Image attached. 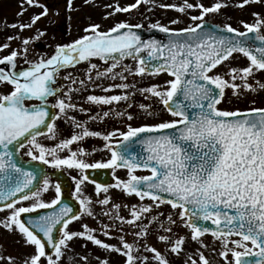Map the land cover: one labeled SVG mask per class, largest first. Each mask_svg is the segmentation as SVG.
Instances as JSON below:
<instances>
[{"label":"snow or ice","instance_id":"snow-or-ice-1","mask_svg":"<svg viewBox=\"0 0 264 264\" xmlns=\"http://www.w3.org/2000/svg\"><path fill=\"white\" fill-rule=\"evenodd\" d=\"M28 6L43 10L31 17V22L14 23L12 28L20 31L31 29L49 14L50 9L39 0H25ZM93 0H84L92 4ZM155 0H135L127 6L118 3L105 5L111 9L105 13V20L117 13H130L142 4ZM261 0H241L236 5L243 8L250 3ZM226 0H214L206 6L202 0H183L182 4H159L161 8H171L190 19L192 23L184 27H174L184 23L180 17L171 19L168 24L159 20L149 24L150 30H158L167 36V42L154 38L143 39L139 30L142 23L132 24L117 21L106 31L100 24L92 23L84 28V35L70 43L59 44L53 54L41 55L37 60H29V45L45 35L37 29L35 37L21 38L9 36V42L21 40L22 52L12 49L0 56V85L10 86V91L0 92V212L7 214L0 219V228L18 235L17 243L31 251L18 260L17 257L5 255L0 245V264H61L65 250H72L70 242L74 238H83L105 250L123 256L124 264H171L170 260L156 247L145 243L154 222L160 221L161 228L168 233L160 234L158 239L165 244L170 253L179 256L184 252L187 237L178 235L171 227L177 221L171 213L167 216L168 227L160 219L164 214L152 215L153 209L161 205H170L178 210L181 224L188 228L191 239L199 242L201 248H207L202 237L210 233L220 244L219 257L224 264H264V107L224 108L226 90L240 97L246 92L264 90V82L255 79L257 72H264V15L253 12V23L241 21L244 31L224 22L220 25L210 24L205 17L219 13L227 7ZM22 16L25 8L21 4ZM68 10L73 9V0H67ZM199 10L198 15L192 14ZM151 11V9H148ZM59 14V13H57ZM230 19V18H229ZM230 34V35H229ZM10 49V43L0 44V52ZM146 53V55H145ZM235 54H242L248 60L243 67L228 66ZM23 55L24 64H19ZM104 62V69L93 63V59ZM132 59L135 66L123 63ZM82 62L88 67L85 75L88 81L101 79H119L118 84H110L102 89L108 93L114 89L125 90L115 95H94L86 97V102L95 105H119L121 101H130L136 84L129 83L128 76H156L166 73L169 79L164 84H152L139 88L145 95L158 98L172 119L158 120L140 126L127 124L126 130L116 128L112 131H92L86 122H78L69 111L79 108L80 112L88 109L73 102V92L79 88L59 86L58 79L77 83V77L68 71L61 77L62 70L75 68ZM226 66L221 73L218 67ZM117 69H119L117 71ZM94 73V76H93ZM255 80V84L250 83ZM237 81H240L237 83ZM81 85L84 80H79ZM100 87L99 84L95 85ZM54 103H49V98ZM38 101V103H29ZM253 104L256 102L253 100ZM132 107L131 103L127 104ZM148 116L158 113L150 105L140 104ZM58 109L50 113L49 109ZM112 109L90 116V120H103L109 117ZM116 116L135 119L131 112L117 111ZM61 117L71 121L79 132L63 138L56 121ZM57 141L49 147L41 143L39 137ZM85 137H99L105 141L104 148L110 152V158L89 163L80 157L87 155L84 148L72 150L71 146ZM31 157L51 165L54 169L67 167L80 170L82 175L72 177L75 183L73 195L79 201L82 214L94 216L91 208L93 201L81 198V185L89 180L84 170L118 169L127 170V180L116 178V188L128 195H135L140 201L150 200V204L131 205V219L120 216V204H112L117 210L114 219L121 224L137 225L145 215H150L143 227H139L129 243L124 235L118 237V244L101 240L96 229L87 224L82 231H72L70 224L81 219L73 212L68 203L61 202V185H55V198L45 202L42 192L49 190L47 173L43 174V184L34 188L33 182L40 178L43 169L29 170L15 158L21 150ZM67 150L66 156L59 153ZM138 171L147 172L137 175ZM97 195L108 193L109 185L97 183ZM32 201L31 203H26ZM110 197L105 195L96 203L109 205ZM125 207H129L125 205ZM38 209H54L43 215L32 216ZM24 214H29L27 219ZM105 216L112 218L109 213ZM211 222L209 225L207 222ZM59 226V227H58ZM214 226V227H212ZM113 225L105 224L101 234L114 239L109 229ZM116 230L123 231L120 224ZM58 233V235H57ZM236 237V238H232ZM151 257L139 254L140 246ZM87 246L86 244L84 245ZM216 251L215 248L212 249ZM135 253V254H134ZM198 257V258H197ZM86 264L88 257H81ZM98 264H109V259L96 257ZM185 264H210L209 259L200 249L195 255H187Z\"/></svg>","mask_w":264,"mask_h":264},{"label":"flooded vegetation","instance_id":"flooded-vegetation-1","mask_svg":"<svg viewBox=\"0 0 264 264\" xmlns=\"http://www.w3.org/2000/svg\"><path fill=\"white\" fill-rule=\"evenodd\" d=\"M67 0H65L63 11H57L61 17L64 19L58 20L57 23L59 25L55 27V29L58 30L59 34H62L63 39L60 42H57L55 45L52 46V48H48V45H45L43 43H35L34 46L37 49H30L27 54L29 60H37L40 58L41 55H51L53 54L52 50H55V47L59 44L64 43H70L73 40L79 38L80 36L84 35V28L87 27L89 24L96 23L100 24L102 26V30H107L110 26H112L117 21H128L132 24L142 23L144 27H148L150 23H154L152 21H149L148 17L145 16V14H141L139 18H143L140 21H132L130 18L131 13H117L114 17H111L109 19H104L105 13L107 11H110L111 9H106L105 5L107 4H116L118 3L121 7L126 6L127 4L121 3L120 1H113V0H97V2H92V4H89L90 6L97 7L96 9H87L88 4H85V8L83 9H72L71 11L68 10L67 7ZM77 2V1H76ZM74 5V4H73ZM78 5V4H77ZM49 6V5H48ZM101 9H98L102 7ZM84 7V6H83ZM167 18L176 16L174 15H166ZM227 17H222V19L217 20V22L220 25H223L224 22H227ZM162 24H168L166 21H160ZM229 23V22H227ZM54 29V30H55ZM4 31L0 34V44L3 43H10V49L5 50L3 52H0V56L8 54V52L12 49H17L22 52V45L21 40H13L9 42L7 40V37L9 36H20V32L17 31L15 28L11 27H4ZM236 59L232 60V62L228 66H236V67H243L241 62V55L235 54ZM93 63H96L100 66V70H103L105 65L104 62L94 58ZM123 63L129 65V66H135V62L132 59H126ZM19 64L22 67H26L24 64V57L21 55L19 58ZM0 67H5V70H9L5 65H0ZM88 65L86 62H82L81 64L77 65L75 68L62 70L61 77L67 74L68 71L73 72L74 76L77 77V83L72 84L70 80H64L62 78L58 79V84L61 86L64 91H67L68 88H79L81 89L79 92H73V102H75L78 106L83 107L85 109H88L86 112H80L79 108H77L74 111H69V116H75L76 120L78 122H86V126L92 130V131H101V132H108L112 131L116 128H119L121 130H126L127 124L131 123L133 126H140L145 123H153L155 119H161V120H169L172 119L170 115L166 111H161L162 105L159 103L158 98L152 97L151 95H148V98L145 99V95H142L138 89L144 88L149 86V80L148 75L145 74L144 76H128L129 83L136 84V89H131L129 91L134 92V96L130 101H121L119 102V105L114 103L111 106L108 105H95V104H89L86 102V97L90 94L94 95H115V94H121L123 91L122 89H114L111 92L105 93L102 91L104 87H107L110 84H118L122 83L123 81L116 79H101V80H95L93 82L88 81L87 76L85 75V70L87 69ZM119 69H117L118 71ZM217 71L224 73L227 71L226 66H220L218 67ZM94 76V73H93ZM84 80L85 84L81 85L79 83V80ZM99 84L100 87H96L95 85ZM10 86L7 85H0V92H8L10 91ZM245 95V94H244ZM233 96L231 95V101L232 102H222L221 106H224L225 108H245V103H252L254 100L256 101H264V90H258L257 92H251L247 93L244 96ZM29 103H38V101H30ZM49 103H54V98H49ZM131 103L132 107L128 108L127 104ZM140 104L150 105L152 109H155L158 113L155 118L153 116H148L147 113L139 107ZM112 109L111 114L109 117H105L103 120H90V116H94L97 113H100L102 115L103 111H108L109 109ZM50 113L57 112L58 109H49ZM117 111H123L125 113L131 112L135 115V119L132 121H128L126 115L122 117H118L115 115ZM153 117V118H152ZM59 129L61 130L63 134V138L70 137L74 132H79L80 129H76L73 127L71 121L66 122L65 117H61L59 120L56 121ZM41 143L45 144L46 146H53L55 143H58L57 141H51L46 138V136H42L38 138ZM105 141L102 138L99 137H85L79 142L73 144L71 146L72 150H77L79 148H84L87 151V155H84L80 157L81 159H84L85 161L89 163H93L100 160H107L110 158V152L107 151V149L104 148ZM25 150L21 149L16 154V159L20 162V164L29 170H40L43 169V173H41L40 178H38L35 183V187L41 186L43 184V174L47 173V178L49 180V190L47 192H42L41 198L48 202L51 199L55 198V185L57 183H60V180L64 182V188L61 186V196L66 195L67 193L72 196L75 200L78 201V199L73 195L75 192V181L72 179V177L79 178L82 173L80 170L77 169H68L66 166L61 169H54L51 167V165L43 164L40 161H32L31 157H28L24 154ZM69 153L67 150L60 152V156H66ZM85 171V170H84ZM38 183V184H37ZM85 184L88 185L89 188H93L94 184L89 181H85ZM83 183V184H84ZM37 185V186H36ZM67 189V192L66 190ZM82 191V190H81ZM86 197L83 192L81 195V198ZM32 201L26 202L31 203ZM79 202V201H78ZM40 210V209H38ZM6 212H0V219H3L6 215ZM3 228H0L2 230ZM5 230V229H4Z\"/></svg>","mask_w":264,"mask_h":264},{"label":"rangeland","instance_id":"rangeland-1","mask_svg":"<svg viewBox=\"0 0 264 264\" xmlns=\"http://www.w3.org/2000/svg\"><path fill=\"white\" fill-rule=\"evenodd\" d=\"M97 1V0H95ZM114 1V0H113ZM133 0H120L121 3L129 4ZM40 3H46L49 6H47L50 11L49 14L46 17H42L41 20L31 29H25L23 31H20L19 28H16L20 31L21 38H30V37H35L37 34V29L41 28L42 24H45L46 27V33L43 37H41L39 40H34L30 46V49H33V44L35 42H41L45 45H48V48H52L53 45H55L57 42H60L63 37L62 34L58 33V30L55 29L59 25L57 23L58 20L64 19L61 17L59 14H57V11H63L65 0H39ZM74 2V1H73ZM190 2H195V0H190ZM202 2L206 6H210L211 3L214 2V0H202ZM241 2V0H226L227 7H223L221 10L227 11L229 14L228 21L234 26H239V28L243 27L242 24L240 23L242 19H246L247 17H250L249 15L253 16V12L260 13L261 15H264V0H261L260 3H250L248 5H245L243 8L238 7V5ZM23 2L21 0H1L0 2V34L4 31V27H9V25L14 24V23H25L28 24L31 22V16H28V14L31 15V13L28 11L30 7L26 3L24 4L25 12L22 16L17 15L21 11V4ZM165 3V4H182L183 0H155V4L152 2L148 4H142L138 9H133L130 13V18L132 21H140L142 20L139 18L141 14H144L145 12L148 14V9H151L149 13L153 12L156 10V12H161L162 14H168L172 13V15H175L177 17H180L184 20V23H181L178 26H186L187 24L192 23L190 19L187 17H184L182 13L176 11L175 9L171 8H161L159 7V4ZM78 4V5H77ZM84 6V7H83ZM83 9L85 8L84 5V0H78L77 2L74 3L73 9L78 8ZM97 7L90 6L88 4L87 9H96ZM103 8L100 7L98 9ZM161 10V11H159ZM155 13V12H154ZM154 13L150 14L153 15ZM192 14L198 15L199 10L193 11ZM218 13H213L209 14L208 16L205 17V19L208 20H221V18H218ZM254 17V16H253ZM230 18V19H229ZM227 21V20H226ZM227 21V22H228ZM12 28V27H11ZM55 29V30H54ZM35 34V36H34ZM34 50V49H33ZM232 62H228V65ZM247 60L245 58V61L243 63H246ZM246 66V64H244ZM257 78L256 80H264V76L260 73H256ZM169 79L167 74L165 73H160L159 75L156 76H149V86L152 84H164V81ZM240 81H237L239 83ZM250 83L255 84V80H250ZM226 99L224 102H232L231 101V95L232 91L231 89L226 90ZM246 95V93H245ZM244 95V96H245ZM251 103L246 102V106H251ZM253 105H264V101H256L255 104ZM224 107V106H222ZM225 108V107H224ZM153 118V117H152ZM155 118V117H154ZM161 119H155L153 122H156ZM151 123V122H150ZM119 178L121 180H127L128 176L127 173H122L116 175V178ZM84 189V188H83ZM82 190V189H81ZM86 190V189H84ZM87 191V190H86ZM107 195L110 197V204L109 205H100L96 203L97 200L103 199L104 196ZM93 197L95 200L91 204V208L94 212V216H88L86 214H81V219L78 221H74L70 224V229L72 231H82V225L87 224L90 228L96 229V235L103 241L110 243V244H118V237L120 235H124L125 239L129 242L132 243L135 239L134 233L139 230V227H143L144 224L148 222V220L151 219L150 215H145L141 221L137 222V225H128L127 223L121 224L119 220L114 219L117 210L112 207V204H120L121 207L118 210V213L120 216L124 217L125 219H131L130 216V207L131 205H137L138 207L142 204H150L152 201L149 200H144L140 201L138 197L128 195L121 191L119 188H109L108 193H103L101 192L99 196L97 193H94ZM92 197V198H93ZM125 205H128L129 207H125ZM178 210L171 209L170 205H161L159 209H153L152 215H157L159 213H163L164 215L160 218L165 227H168V221H167V216L169 213L173 215V218L176 219L177 224L172 225L175 229V232L178 235L186 236L187 240L184 247V252H182L179 256L176 254L170 253L165 246L163 242H161L158 239V236L160 234H165L167 235L164 231V228H161L160 226V221L154 222L153 225H149L151 228V231L149 232L147 239L145 243L150 244L151 246L156 247L158 250H160L171 262V264H185L186 260V254L187 255H195L196 249H200L204 253V255L209 259L210 264H224V261L219 255L217 254L218 251L220 250V244L219 241H217L211 234H205L202 237L203 242L208 245L207 248H201V245L199 242L193 241L191 239V233L190 230L186 227H184L177 215ZM104 213H109L112 218H109V216H105ZM105 224H111L113 227L109 229L111 232V235L115 237L114 239H109L108 237H105L101 234V228ZM120 224L121 228L123 231H117L115 228V225ZM236 238V237H232ZM19 239L18 235L15 233H10L7 230H0V245H2V250L5 255L11 254L15 257L22 258L25 253L30 252V248H26L23 246L22 243H17V240ZM87 245L86 247L84 245ZM80 245H83V247H78ZM70 247L72 250H65V256L62 258L61 264H86V262L81 259V257H88L87 264H98V261L96 260V257H100L101 259L108 258L109 259V264H124V257L117 254V253H107L105 250L102 248L93 245L91 242H88L84 240L83 238H74L73 241L70 242ZM215 248L216 251H213L212 249ZM100 250H103L104 252H101ZM135 254V253H134ZM139 254L142 256H149L151 257V253L146 252L143 248V246H140ZM198 258V257H197ZM151 264H156L155 261H151Z\"/></svg>","mask_w":264,"mask_h":264},{"label":"water","instance_id":"water-1","mask_svg":"<svg viewBox=\"0 0 264 264\" xmlns=\"http://www.w3.org/2000/svg\"><path fill=\"white\" fill-rule=\"evenodd\" d=\"M141 36L143 39H149V38H154L156 40H160V41H164V42H167V36L164 34V33H161L159 32L158 30H144V29H141L139 30ZM230 35V34H229ZM95 180H99L97 179V177H95ZM108 180L106 179V181H103L102 183L103 184H108ZM77 209L74 210L73 212L77 214ZM209 225H211V222H207ZM214 227V226H212Z\"/></svg>","mask_w":264,"mask_h":264}]
</instances>
